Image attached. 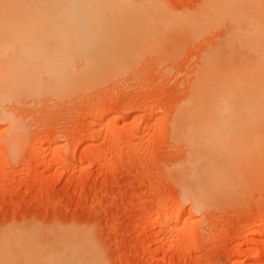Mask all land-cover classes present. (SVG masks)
<instances>
[{"label":"rangeland","instance_id":"1","mask_svg":"<svg viewBox=\"0 0 264 264\" xmlns=\"http://www.w3.org/2000/svg\"><path fill=\"white\" fill-rule=\"evenodd\" d=\"M131 1L144 9L129 16L151 26L155 38L120 45L115 64L101 70L100 86L67 99L45 95L0 105L13 120L0 118V256L11 259L0 264L264 263V105L232 98L223 118L211 116L212 135L234 142L232 151L219 152L234 156L225 158L234 168L223 165L222 155V162L214 160L233 183L228 177L224 193L208 186L200 204L187 197L197 183L177 173L188 148L172 137L177 106L197 88L206 60L226 51L239 58L236 74L257 65L264 0H230L232 9L229 0ZM239 7L244 20L229 23L226 10ZM2 12L0 37H13L16 29H2L21 12L7 20ZM24 16L19 23L26 28ZM14 121L23 132L17 141ZM227 167L236 168L235 176ZM175 211L178 220L163 224Z\"/></svg>","mask_w":264,"mask_h":264},{"label":"bare ground","instance_id":"2","mask_svg":"<svg viewBox=\"0 0 264 264\" xmlns=\"http://www.w3.org/2000/svg\"><path fill=\"white\" fill-rule=\"evenodd\" d=\"M229 1L226 3L228 4ZM239 2L237 3L236 1L235 4H239ZM229 4H231V1ZM215 5L217 6V4ZM143 7L144 4L142 5L141 2L135 5L131 0H0V12H6L7 15L6 17L4 16L6 20L9 13L14 12L13 14H15V17L12 14L9 16L11 19L16 18L18 12H21L19 15H22V18L27 13L26 17L24 16L26 19L29 14L26 28L21 26L23 23H19L22 22L19 20H23L19 17L17 18L19 19L17 22H15L16 19L13 21L16 25L11 26L12 22L10 19L6 21L7 24L4 22L6 26L2 30L7 32L16 29L18 33H14L13 35H16L13 37H7L4 34L0 37V105L3 106L2 104L8 102L18 103V101H24V99H27V101L31 98L40 99V97H44L45 95L57 99L65 97L67 99L68 96L71 98L70 95L74 96V94L82 91L86 93L89 88L92 89L93 85V88L100 86L99 83L101 84L103 80L101 79L103 77L101 70L103 68L104 71V67L109 66L111 63L115 64L116 61L114 62L113 58L116 52L119 54L117 48L120 45L124 48L127 46L126 43L130 44V42L134 43L135 41L143 45L144 43H149L147 41L152 39V37L154 40L155 35L152 33L151 26L134 23V18L129 16L131 12H141L144 9ZM239 8H236V13L231 9L226 10L227 14L225 16L229 23H238L244 20L243 10ZM51 13L60 14V18L56 16L58 17L56 18L58 21H52L54 16L50 17ZM30 14L34 15V18H32L33 16L30 18ZM36 14H39L37 16L39 17L38 19H35ZM40 16L43 20L40 19ZM8 22L11 23L9 24ZM10 27H14V29H10ZM10 35L12 34L10 33ZM262 48L259 50L258 63L249 74L244 69H241L242 71L236 74L240 62L239 58L226 57L225 50L224 56L221 53L222 56L220 54V57L213 56L211 59L206 60V72L197 81V88L192 92L190 99L186 103L177 106V113H175L177 116L174 118V122H172V137L176 140V143L180 142L179 144L188 148V161L184 163L185 166L182 167L183 171L180 170L181 168H178L179 170L177 171L180 173L176 172L180 177H186L185 180L189 179V181L192 180V183H197V185L195 184L196 188L191 194H188L190 196H187L196 201V204H200L199 202L210 194L207 192L208 186H211V192L216 193L219 191L218 193H221L227 190H224V188L227 185L226 183L229 182L228 179L233 183V177L231 179L229 175L228 178L226 176L228 173H224V168L217 166L216 162L218 159L225 158L231 160V162L234 160V156L232 155H227L228 157L224 158L223 154L225 153L222 152L220 154L221 150L224 151V149L230 148L234 142L224 137L213 136L210 131L209 121L211 116L215 119L223 118L225 112L222 111L226 110L234 102L232 98L236 100L235 103L243 106L264 105V63H261L264 61V49ZM231 51L232 49L229 47V54ZM220 58L223 59L222 62H220ZM100 79L101 81H99ZM96 82H98V85ZM226 92L231 93V95H227ZM211 109L216 112L212 113ZM0 111L1 119L7 116L9 118V115L6 116V111ZM149 117L146 116L145 118ZM5 119L7 120V118ZM11 121L13 122V120ZM13 124L16 125L13 139L17 141L21 135L20 129L22 130V128L19 129L16 122ZM21 133L23 135V132ZM14 141H12V145ZM13 147L19 149L17 146ZM13 147L10 148L13 149ZM231 151L229 150V152ZM240 153L242 154V152ZM218 155L219 158L217 157ZM226 159L222 161H226ZM219 160V163L222 162ZM261 160H264V158H261ZM261 160L259 166L262 164ZM247 161L249 163L252 162L249 159ZM247 161H245L246 164ZM231 162L228 163L226 161L224 162L226 164L223 163V165L227 166V163L230 165ZM245 162L243 163L245 164ZM255 162L257 164L259 160ZM240 163L238 162L237 165ZM256 164L255 169H257ZM228 167V170H232ZM243 167L246 166L243 165ZM235 169V173L232 170L234 176L236 174ZM239 169L238 171L240 172ZM182 173L185 174V177ZM205 183L206 186H204ZM177 220L178 215L176 211L161 219L163 224L173 223ZM5 256H0V263L11 261V259L10 261L9 259L7 260ZM262 256L264 257V251ZM77 260L76 263H78ZM49 264L52 263L49 262ZM258 264L264 263L260 262Z\"/></svg>","mask_w":264,"mask_h":264}]
</instances>
